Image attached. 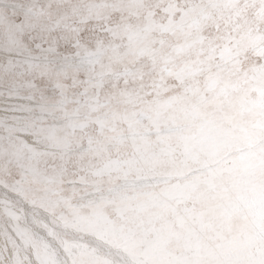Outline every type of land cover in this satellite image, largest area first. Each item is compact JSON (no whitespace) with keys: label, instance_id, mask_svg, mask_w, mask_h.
<instances>
[{"label":"snow or ice","instance_id":"snow-or-ice-1","mask_svg":"<svg viewBox=\"0 0 264 264\" xmlns=\"http://www.w3.org/2000/svg\"><path fill=\"white\" fill-rule=\"evenodd\" d=\"M0 264H264V0H0Z\"/></svg>","mask_w":264,"mask_h":264},{"label":"rangeland","instance_id":"rangeland-1","mask_svg":"<svg viewBox=\"0 0 264 264\" xmlns=\"http://www.w3.org/2000/svg\"><path fill=\"white\" fill-rule=\"evenodd\" d=\"M237 223H239V220L237 219V221H236Z\"/></svg>","mask_w":264,"mask_h":264}]
</instances>
